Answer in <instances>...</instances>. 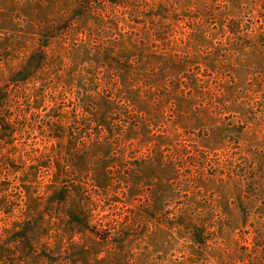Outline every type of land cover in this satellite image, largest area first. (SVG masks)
<instances>
[{
	"label": "rangeland",
	"instance_id": "374dc122",
	"mask_svg": "<svg viewBox=\"0 0 264 264\" xmlns=\"http://www.w3.org/2000/svg\"><path fill=\"white\" fill-rule=\"evenodd\" d=\"M85 1L0 0V264H264L262 0Z\"/></svg>",
	"mask_w": 264,
	"mask_h": 264
},
{
	"label": "trees",
	"instance_id": "16d2710c",
	"mask_svg": "<svg viewBox=\"0 0 264 264\" xmlns=\"http://www.w3.org/2000/svg\"><path fill=\"white\" fill-rule=\"evenodd\" d=\"M258 1H260V0H258ZM119 2H120V1L112 0V4H113V5H115V6H123V3H122V5H120L121 3H119ZM252 2H253V0H239V1L237 2L238 5L235 4V6H238L239 10H244V8H247L248 6H250V5L252 4ZM262 2L264 3V0H262ZM227 3H229V2H227ZM124 4H125V3H124ZM223 4H224V3H223ZM230 4H231V3H230ZM89 5H90V2H89L88 0H86V1L82 4V6L76 11V15H77V16H81V15H83V10H84V8H85V7H89ZM226 27H227V29H228L229 31H230V30L233 31V29H231V27L229 26V23H227ZM232 31L229 32V33L233 35ZM206 38H207V40H206ZM201 40H203V41H205V42H207V43L209 42V40H208V36H205L204 38H201ZM198 42H199V41H198ZM43 47H44V48H47L48 45H43ZM36 58H37V55H34V56L30 59V61L28 62L27 67L24 68V70H22V71H20V72L18 73V75L16 76V79H17L18 81H20V82H22V81H27V80H29L30 78L33 77V76L30 75L29 73H30V72H34V71H36V68H37V67H33V63H34V61H36ZM39 62H41V61H39ZM57 199H58L59 201L64 200L63 198H57ZM69 217H70L71 222H72L73 224H76V225H82V224H83V222L81 221V219H80V217H79L78 215H69Z\"/></svg>",
	"mask_w": 264,
	"mask_h": 264
}]
</instances>
